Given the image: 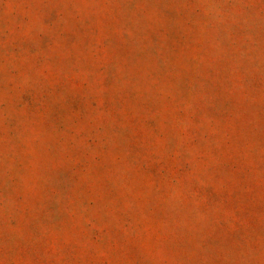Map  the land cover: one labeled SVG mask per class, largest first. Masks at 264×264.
<instances>
[{
    "label": "rangeland",
    "instance_id": "374dc122",
    "mask_svg": "<svg viewBox=\"0 0 264 264\" xmlns=\"http://www.w3.org/2000/svg\"><path fill=\"white\" fill-rule=\"evenodd\" d=\"M0 264H264V0H0Z\"/></svg>",
    "mask_w": 264,
    "mask_h": 264
},
{
    "label": "clouds",
    "instance_id": "9594fccd",
    "mask_svg": "<svg viewBox=\"0 0 264 264\" xmlns=\"http://www.w3.org/2000/svg\"><path fill=\"white\" fill-rule=\"evenodd\" d=\"M76 7V6H73ZM205 7L211 9L212 7H214L213 5H206ZM148 16H154L155 13L152 11H149L146 13ZM7 63L5 64V71L7 72ZM41 73H32L29 74L27 72H20L18 74L17 77H8V79H13L16 82L13 84V87L11 89H8L6 87L5 89V95H4V104H5V111H4V115H5V122L7 123L9 117H14V118H19V116L22 115V110H17L15 107V101L18 98L19 95V91L23 86H30L28 84L29 80L32 79L33 80V84L36 86L37 88V92L41 95H49L51 96L52 93H55V99L57 100H61L63 101L66 94L69 91L73 90V86L68 84L67 81L65 82V86H63L61 88V90L59 92L56 91V83L57 81L55 79L49 80L47 78V76H43ZM88 91L85 90L82 93L83 98L85 99V101H87L88 99ZM198 178V177H197ZM6 180H7V176H6ZM57 203L60 205L58 211H68L69 213H71L72 211H74V208L71 206V200L69 199L67 204H63L61 203V198L58 196L57 197ZM8 260V256H5V262H7Z\"/></svg>",
    "mask_w": 264,
    "mask_h": 264
}]
</instances>
